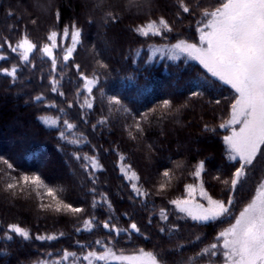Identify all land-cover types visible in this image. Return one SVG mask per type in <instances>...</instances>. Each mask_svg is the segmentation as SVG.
I'll return each mask as SVG.
<instances>
[{
	"label": "trees",
	"instance_id": "16d2710c",
	"mask_svg": "<svg viewBox=\"0 0 264 264\" xmlns=\"http://www.w3.org/2000/svg\"><path fill=\"white\" fill-rule=\"evenodd\" d=\"M186 3L189 13L180 10L179 0H0V56L6 57L0 69L17 67L15 78L0 71V158L13 165L8 169L0 160V264H86L85 254L106 249L149 251L163 264L218 262L197 253L216 242L250 202L264 177V156L249 166L234 191L223 184L238 166L229 160L224 142L230 129L220 127L230 119L234 90L190 57L152 55L154 46L193 41L205 20L202 12L218 6V0ZM161 18L171 32L145 37L136 31ZM73 25L80 31L79 42L65 62ZM53 31L58 45L53 49L55 72L41 51L51 43L47 37ZM25 36L37 46L28 64L21 61L19 50L9 47ZM81 73L97 78L91 94ZM53 78L58 81L56 92ZM111 97L120 99V105L110 104ZM86 99L92 108L84 106ZM165 100L171 108L162 107ZM65 120L75 127L67 129ZM200 162L204 170L197 178L193 172ZM122 168L139 179H128ZM24 175L40 176L45 187L21 182L7 189L13 178L20 181ZM198 182L213 199L233 197L231 215L198 222L170 203L187 198L186 187ZM133 183L148 195H136ZM47 188L54 190L55 200L46 195ZM58 201L84 211L58 212ZM93 218L92 230H85L84 222ZM105 221L115 225L119 235L105 229ZM131 223L140 231H132ZM10 224L28 230L29 239L8 231ZM65 251L75 256L63 260Z\"/></svg>",
	"mask_w": 264,
	"mask_h": 264
},
{
	"label": "snow or ice",
	"instance_id": "6c2138e0",
	"mask_svg": "<svg viewBox=\"0 0 264 264\" xmlns=\"http://www.w3.org/2000/svg\"><path fill=\"white\" fill-rule=\"evenodd\" d=\"M179 8L183 13L191 11L186 0H179ZM202 16L205 20L202 22V26L197 28L200 34L199 44L180 40L171 48L174 52L183 53L198 60L213 77L230 85L236 94L234 102L231 104L229 121L220 125L222 128H232L231 134L224 137V142L228 145L229 160L235 161L238 166H235L230 180L224 179L221 182L230 185L234 191L242 178L245 177L249 166L253 165L258 156H264V0H218V6L210 11L205 9ZM72 27L73 46L66 49L63 56L65 62L71 58L75 45L79 42L80 31L75 25ZM136 31L145 37L150 35L160 36L164 32H171L172 28L167 21L161 18L158 22L151 21L146 26L138 27ZM68 34L69 30L66 28L64 35L67 37ZM56 38L57 33L55 31L51 32L47 37L51 43L44 44L41 49L42 54L51 59L53 72L56 71L57 67V60L53 55V49L58 46ZM9 47L13 52L19 50L21 61L28 64L30 63L29 55L37 46L25 36L18 44L15 46L9 45ZM5 58L0 56V60ZM100 66L106 67L104 64ZM75 67L79 71V65ZM0 71H3L9 77L15 78L17 67L14 65L11 69L5 68L0 69ZM81 79L84 81L86 91L91 94L98 82L97 78L95 76L88 78L81 73ZM51 84L52 91L56 92L58 81L53 78ZM197 95H200V93H193V96ZM36 99L41 100L42 98L38 96ZM109 103L120 105L121 101L117 97H111ZM216 103L218 104L220 101L217 100ZM84 106L87 108L93 107L87 99ZM162 107L169 109L171 104L168 100H165ZM143 118L146 119V115ZM46 122L50 125L57 123L56 120ZM64 124L67 129L75 127L67 120L64 121ZM135 127L137 130H141L139 122L136 123ZM60 136L62 139L65 138L64 132H61ZM80 158V156H76V159L79 160ZM84 159L88 160L89 157L86 156ZM91 159L93 170H96L98 162L95 161L94 157ZM0 160L8 169L13 168L8 160L3 158H0ZM203 170L204 162H200L196 166L193 175L200 178ZM122 171L130 180L139 179L135 172L128 175L126 168H122ZM163 175L169 177V172L165 171ZM215 179L220 180V177H215ZM13 180V183L7 185L8 190L16 189L21 182L23 185L30 184L35 188L45 187L38 175H24L20 178V181H15V178ZM164 187L162 184L160 190L163 191ZM132 189L138 196L148 195L135 183L132 184ZM186 191L187 198L172 200L170 203L179 212L184 213L192 220L208 222L231 215L230 209L234 202L233 197L229 196L227 201L214 200L207 194L203 189V184H201L200 196L207 200V205H205L194 203L193 193L195 189L192 185H188ZM46 195L54 200L56 199L52 188H47ZM105 203H107L106 199ZM95 206L96 201L93 202V207ZM47 207H51V205ZM62 208L72 213L84 211L82 208L58 201L55 210L59 212ZM160 215L163 220L168 219L164 209L160 210ZM84 224L85 230L91 231L94 226V218L86 220ZM103 227L109 231H115L119 235L120 230L115 225H110V222L105 221ZM129 227L132 231H140L136 223H131ZM8 231L25 240L30 237L29 231L17 224H10ZM77 231H80V229H77ZM5 235L7 236V233ZM7 238L12 239L11 236H7ZM36 238L52 240L56 237L38 236ZM215 240L216 242L201 249L197 256L216 257L219 264H264V182L259 185L250 203L240 211L238 216L234 217V223L222 230ZM96 243L100 244L101 242L96 241ZM70 256H75V253L65 251L62 259L68 260ZM83 260L87 261L88 264H94V261H104L105 264H109V261H116L119 264H159L152 253H144L143 250L137 256L117 255L111 249H106L100 254L90 251L83 256Z\"/></svg>",
	"mask_w": 264,
	"mask_h": 264
},
{
	"label": "rangeland",
	"instance_id": "374dc122",
	"mask_svg": "<svg viewBox=\"0 0 264 264\" xmlns=\"http://www.w3.org/2000/svg\"><path fill=\"white\" fill-rule=\"evenodd\" d=\"M199 33H198V35H197V37L196 38H194L193 39V41H191V42H188V41H185V42H187V43H196V44H199ZM177 43V42H176ZM176 43H174V44H176ZM174 44H170V45H163V46H154V47H152L151 49V53H152V55L154 56V55H157V56H168V57H172V58H177V57H181V56H187L186 54H183V53H178V52H174L173 50H172V48H171V46L172 45H174ZM73 46V42H72V45L71 46H69V47H72ZM69 47H67V48H69ZM188 57V56H187ZM191 58V57H190ZM193 59V58H192ZM194 60H196V59H194ZM196 61H198V60H196ZM199 62V61H198ZM200 63V62H199ZM203 66V65H202ZM229 121V120H228ZM227 121V122H228ZM226 122V123H227ZM227 129H230L229 130V132H228V134L227 135H230L231 134V131H232V128L231 127H226ZM226 135V136H227ZM262 182H264V177H263V179H262V181L260 182V184L262 183ZM259 184V185H260ZM200 186H201V182H198V184H196V185H193V187H194V189H195V192L193 193V196H194V203H203V204H205V205H207V200L206 199H203L201 196H200ZM259 187V186H258ZM257 187V188H258ZM204 189V188H203ZM257 190V189H256ZM256 193V192H255ZM255 193L253 194V196H252V198L254 197V195H255ZM199 199V200H198ZM214 200H216V199H214ZM251 201V200H250ZM248 203H250V202H248ZM247 203V204H248ZM247 204L244 206V207H246L247 206ZM243 207V208H244ZM243 208L241 209V211L243 210ZM240 213V212H239ZM190 218V217H189ZM191 219V218H190ZM234 223V222H233ZM113 251V250H112ZM113 252H115V251H113ZM144 253H151V252H149V251H143ZM117 255H125V256H137V255H140L141 254V252H138V253H131V254H126V253H118V252H115ZM153 254V253H152ZM154 255V254H153ZM155 256V255H154ZM156 257V256H155ZM158 260V259H157ZM104 262V261H103ZM158 262H159V264H163V263H161L159 260H158ZM109 263H116V264H119V262H116V261H109ZM86 264H88V262L86 263ZM203 264H219V262H217V263H203Z\"/></svg>",
	"mask_w": 264,
	"mask_h": 264
}]
</instances>
